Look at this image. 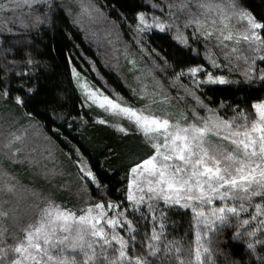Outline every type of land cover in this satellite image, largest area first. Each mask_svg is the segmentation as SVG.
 <instances>
[{
    "label": "snow or ice",
    "instance_id": "1",
    "mask_svg": "<svg viewBox=\"0 0 264 264\" xmlns=\"http://www.w3.org/2000/svg\"><path fill=\"white\" fill-rule=\"evenodd\" d=\"M42 5L51 9L50 0H0V14L22 6L29 9L17 19L0 15V25L8 33L13 31L9 25L17 21L26 30L39 29L48 20ZM152 6L162 12L166 8L171 21L166 23L153 16L156 28L165 31L175 27L174 38L185 47H191L190 39L205 41V58L213 69L227 67L232 71L235 64L242 68L245 80L264 82V67L257 65L258 60L264 62V20L243 8L239 0H167ZM79 7L82 13L102 15L101 9L91 2L80 0ZM233 18L245 22L243 30L232 29ZM138 20V34L153 26L147 23L144 12L138 13ZM189 27L193 29L191 37L182 30ZM213 39L224 64L208 46ZM23 62L26 69L39 65L31 52L23 53ZM187 74L195 87L186 86V94L193 96L210 115L200 116L196 109L191 111V120L183 111L157 114L153 111L157 104L172 107L163 90L149 91L147 86L139 92L133 89V95L146 101L137 107L118 94L113 97L91 88L86 81L79 85L80 73L73 68L72 75L84 90V106L97 105L117 121L127 120L129 127L121 123L112 126L125 135H141L152 153L131 165L125 206L124 202L106 199L108 186L75 149L81 191L91 199L94 187L97 201L74 211L42 192L26 188L38 201V215L26 224L22 223L24 210L18 198L12 199L22 186L9 166L24 162L20 156L27 147V130L21 132L15 125L26 118L35 130L39 122L33 124V113L22 111L24 96L13 97L8 87L0 88V107L5 109L0 111V264H193V254L195 264H217L216 256H222L224 264H264V99L251 105L254 117L237 106V115L225 118L208 108L196 95V89L203 83L223 85L231 81L202 65L188 67ZM198 74L206 79H198ZM18 75L30 73L26 70ZM184 75L182 69L175 74L176 80ZM35 93V87H28L25 95ZM97 122L109 123L106 119ZM26 159L32 166L37 164L34 158ZM43 174L51 180L63 173L45 169ZM216 201L221 203L216 205ZM174 206L191 208L194 213V253L181 240L165 236L166 209ZM148 218L153 222L151 234L145 233L138 247L139 221ZM226 228L234 231L220 239ZM221 244L230 247L224 249Z\"/></svg>",
    "mask_w": 264,
    "mask_h": 264
},
{
    "label": "trees",
    "instance_id": "2",
    "mask_svg": "<svg viewBox=\"0 0 264 264\" xmlns=\"http://www.w3.org/2000/svg\"><path fill=\"white\" fill-rule=\"evenodd\" d=\"M85 2H91L101 9L103 23L107 25L92 24L88 28L84 27L75 0H50V10L42 6L48 20L40 25L39 29L26 30L17 21L9 25L13 31L8 33L0 25V88L8 87L13 97L24 96L25 107L22 111L33 113L35 117L33 124L39 122L38 129L34 130L25 118L21 119L15 128L21 132L27 130V136L32 130L39 132L41 137L30 143L21 154L20 159L24 161L23 163L9 166V171L17 177L22 186L19 190L30 195L27 201L18 199L21 209L24 210L22 212L24 224L38 215L35 208L38 201L34 199L31 191L25 190L26 188L42 192L58 204L74 211L86 207L87 203L97 201L98 193L94 187L91 190V199L81 191L75 149L80 150L85 161L108 186L106 199L124 202L125 206L131 165L152 153L141 135L121 133L112 126L116 123L111 118L106 117L109 121L107 124L97 122L98 119H105V114L93 105L84 106V96L77 78L72 75L73 68L80 73V78L86 79L103 94L113 97L118 94L129 104L137 107L143 106L146 101L141 100L138 95H133V89L139 92L147 86L149 91L163 90L164 94L170 97L172 107L157 104L153 106V111L157 114L165 112L178 114L183 111L189 114V120L192 118L193 109H196L199 115L207 112L205 108H199L197 102L186 94V86L195 87L193 78L187 74V68L191 66L202 65L206 70L213 71L216 75H225L231 81L223 85L203 83L196 89V95L203 103L225 118L237 115V106L254 117L255 110L251 105L264 99V82L258 79L252 82L245 80L235 64L231 66L232 71L227 67L213 69L205 58L203 39L196 42L190 39L189 48L174 38L173 28L165 31L148 28L143 33H137L139 12H144L147 17L154 15L164 21L169 20L166 8L162 12L160 8L152 6L153 3L164 4L167 0H85ZM239 2L257 19L264 20V0ZM25 12L29 10L24 8V11L18 13V17L20 14H26ZM0 15L16 19L11 12ZM104 26L112 28V33L106 31V38L102 36ZM182 30L191 37L192 28ZM215 45L214 40L208 42L209 48L218 54L220 62L226 63L222 53L218 51L219 47ZM26 52H31L39 61L36 69H32L31 66L25 68L23 53ZM132 60H135V65L131 63ZM257 65L264 67V62L258 60ZM182 69L185 75L177 81L175 74ZM26 70L30 76L18 75ZM198 79L206 77L198 74ZM28 87H35L36 93L25 95ZM4 110L0 107V111ZM16 111L21 112L18 109ZM172 118L175 119V115ZM45 136L51 139L45 140ZM41 139L44 144L40 142ZM26 157L34 158L37 164L30 165ZM45 169H56L63 174L49 180L43 174ZM215 203L219 205L221 202ZM161 206L163 207L162 204ZM166 213L167 219L164 222L167 239L181 240L185 248H191L194 253L197 222L191 208L174 206L166 209ZM152 226L150 218L139 221L138 247L145 233L151 234ZM199 227L203 229L202 224ZM233 231L231 228L224 229V235L220 239H226ZM221 247L228 249L230 245L221 244ZM192 260L195 264L194 254ZM216 260L217 264H224L222 256H216ZM255 264H259V261H255Z\"/></svg>",
    "mask_w": 264,
    "mask_h": 264
},
{
    "label": "rangeland",
    "instance_id": "3",
    "mask_svg": "<svg viewBox=\"0 0 264 264\" xmlns=\"http://www.w3.org/2000/svg\"><path fill=\"white\" fill-rule=\"evenodd\" d=\"M75 2L78 4V7H79L80 0H75ZM84 2H85V0H84ZM85 3H86V2H85ZM42 6H43V5H42ZM42 6H41V7H42ZM24 8L28 9L26 6H22V7H20V8L15 9L14 11L11 12V13H12V16H13L14 18L17 19V18H18V13L21 12V11H24ZM28 10H29V9H28ZM25 13H28V12H25ZM79 13H81L80 15H82L81 17L83 18L84 27H86V28L90 27L92 24H93V25H97V24H98V25H100V26L107 25V24H104V23H103V19H104V17H103L102 15L96 14L95 12H93L92 15H89L87 12L82 13L80 7H79ZM20 16H22V15L20 14L19 17H20ZM153 16H154V15L149 16L150 18L146 16L147 23L150 24V25H153V26L150 27V28H156V27L154 26V23H153ZM157 17H159V16H157ZM159 18H160V17H159ZM165 22H166V23H170L169 20H165ZM244 23H245L244 21H240V20H238V19H236V18H233L232 21H231L232 29H233L234 31H241V30H243ZM190 28H191V27H190ZM156 29H159V28H156ZM106 31H110V32L112 33V28H111L110 26H104V27L102 28V36H103V38H106ZM175 31H176V30H175V27H173V32H175ZM100 33H101V31H100ZM103 38H102V40H103ZM102 40H101V41H102ZM213 40L215 41V39H213ZM215 43H216V42H215ZM229 43H230V42H229ZM242 47H246V46H245V45H242ZM218 51L221 53L220 48H218ZM238 69L240 70V72L242 71V68H238ZM152 77H153V76H152ZM85 81L87 82V84H88L91 88L97 89V88H95L93 85H91L86 79H84V78H80V77H79V85H82ZM77 82H78V79H77ZM79 85H78V86H79ZM79 88L81 89V92H82V94H83V96H84V90H83V88H82L81 86H79ZM190 97H191V99H193L194 101H196V100L194 99L193 96L190 95ZM93 106L97 107V108L101 111V113L105 114V119H106V117H107V118H111L115 123H121V124H123V126H129V124H124V123H128L127 120L117 121V120L114 119L113 117L109 116L108 113L105 112V110L100 109L97 105H93ZM198 107H199V108H203V107H201L200 105H198ZM207 115H210V113L206 112V114H204V115H201V114H200V116H207ZM103 118H104V117H103ZM26 136H27V134H26ZM39 138H41V137H39V135H37V133L34 132V131L32 130L31 133H30V135L27 136V142H26V143H27V146H28L30 143H34V141H35V140L37 141ZM40 142H43L42 144L45 143V142L43 141V139H41ZM26 149H27V147L25 148V150H26ZM25 150H24V152H25ZM28 197H30V195H27L26 192L19 190V191H18V194H17V197H13V199L16 200V199L18 198V199H21V200H25V201H27ZM32 219H33V218H32ZM34 220H35V219H33V221H34Z\"/></svg>",
    "mask_w": 264,
    "mask_h": 264
}]
</instances>
